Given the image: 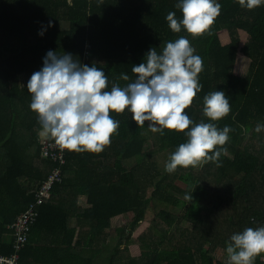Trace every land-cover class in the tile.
Wrapping results in <instances>:
<instances>
[{"label":"trees","instance_id":"16d2710c","mask_svg":"<svg viewBox=\"0 0 264 264\" xmlns=\"http://www.w3.org/2000/svg\"><path fill=\"white\" fill-rule=\"evenodd\" d=\"M217 2L221 14L210 34L194 38L168 26L169 12L182 19L179 0H0V254L13 253L11 227L35 202L55 165L42 156V128L27 90L46 54H71L82 65L95 64L108 77L110 91L113 83L123 87L136 79L131 68L145 62L151 48L159 54L181 36L203 60L202 89L185 114L194 124L232 129L220 166L209 162L168 173L152 158L161 152L170 157L187 142L186 133H153L148 122L139 128L130 111L111 113L120 127L103 152L66 151L62 181L40 207L20 264H96V259L97 264H227L214 255L226 252L231 236L264 227V130L255 131L264 125V4L249 11L238 0ZM225 33L231 38L226 44L220 40ZM241 33L247 37L243 45ZM239 53L250 59L246 76L237 74ZM213 91L225 92L230 101L231 111L220 121L203 114L204 96ZM77 187L86 189L91 208L73 222ZM182 191L192 196L184 217L173 206ZM154 200L171 208L159 211L140 237L142 254L133 257L128 247L133 233L125 227L115 240L112 221L134 214L127 222L136 227L146 221ZM184 221L191 226L183 228Z\"/></svg>","mask_w":264,"mask_h":264},{"label":"clouds","instance_id":"9594fccd","mask_svg":"<svg viewBox=\"0 0 264 264\" xmlns=\"http://www.w3.org/2000/svg\"><path fill=\"white\" fill-rule=\"evenodd\" d=\"M238 3L251 11L264 4V0H238ZM176 7L182 12V19L169 12L166 16L169 28L175 33L183 28L195 38L210 34L222 5L217 0H179ZM43 65L27 83L30 108L38 116L40 134L54 141L61 152H103L120 127L110 114L127 110L139 128L148 122L147 127L153 133L163 135L165 129L186 133L187 142L179 145L165 165L168 173L209 162L220 166L222 152L227 154L224 145L230 138V127L194 124L185 114L202 89L199 74L203 60L184 36L167 42L159 54L156 48H151L145 62L131 68L136 79L123 87L113 83L110 91L104 71L95 64L82 65L71 54L49 51ZM121 79L129 81V76L121 74ZM203 104V114L210 121H220L231 111L223 91L207 94ZM261 130L264 125L258 124L255 131ZM185 199L192 200L191 194ZM226 253L227 264H255L256 258L264 255V227H247L233 234Z\"/></svg>","mask_w":264,"mask_h":264},{"label":"rangeland","instance_id":"374dc122","mask_svg":"<svg viewBox=\"0 0 264 264\" xmlns=\"http://www.w3.org/2000/svg\"><path fill=\"white\" fill-rule=\"evenodd\" d=\"M240 38L242 41L243 45L246 41H247V37L245 36V34L241 33L240 34ZM220 40H222V42L224 44L229 43L231 41V38L229 36V34H223L222 36H220ZM250 66V59H248L247 57H245L242 53L238 54V58H237V74L239 75H243L246 76L248 69ZM46 140L47 137L46 136H42L41 135V140ZM152 146V142H150V145L148 144V147L151 148ZM149 149V148H148ZM168 155L167 152H161L159 154H156L155 156H153V161H156L159 164L160 168H164L166 163L168 162ZM163 189H165V187L167 186V183L164 182L162 183ZM180 189L182 190H186V188H184V186H179ZM79 191V190H78ZM182 197H180L175 203H174V207L179 211V213L184 217L185 214L187 213V211L189 210V207L191 205V201L192 200H186L185 199V195L186 192L182 191L181 192ZM154 205L151 207L148 217L146 219V221L144 223L139 224L138 226H134L133 224H128V220H134L135 215L131 214L130 216H128L127 218H121L118 217V219H114L112 221V226H113V233H115L114 238L116 240V238H120L123 235V230L124 228L127 229L128 233L132 232L133 233V237H132V243L130 244V252L131 254L134 256H140L142 254L141 251V242H140V237L141 235L147 231L151 225L153 224V221L158 217V213L159 211H161L162 209H169L171 207H169V203H164L161 202L159 200H154ZM72 205H75L76 207V216L73 219V222L76 219H83V215H84V210L82 208H78L77 207V202L76 203H72ZM79 206V205H78ZM169 207V208H168ZM195 214H197V211H195ZM81 216V217H80ZM123 224V225H120ZM183 228H188L191 226V224L189 222L184 221L182 223ZM116 227H121L119 228V230L115 231ZM128 233L126 234V236H130L128 235ZM119 235V236H118ZM113 237H108V243L109 241H112ZM125 246L122 247V249H124ZM112 248H109L108 251H110ZM104 257H106L105 255H108L107 253L103 254ZM215 259L217 261H223L224 263H227V253L223 250V249H219L218 252L214 255ZM123 260L128 261L126 258H124ZM96 264L100 263L101 260L100 259H96ZM109 263V261L107 260V264ZM261 263L264 264V257L261 259ZM119 264V263H117ZM123 264V263H122Z\"/></svg>","mask_w":264,"mask_h":264},{"label":"built area","instance_id":"2783aa9c","mask_svg":"<svg viewBox=\"0 0 264 264\" xmlns=\"http://www.w3.org/2000/svg\"><path fill=\"white\" fill-rule=\"evenodd\" d=\"M41 146L42 156L55 165L36 191L35 202L12 225L14 251L11 255L0 254V264H20V253L30 239L33 226L38 223L40 207L51 198L54 185L62 181L61 165L65 163L66 151L61 152L49 138L41 140Z\"/></svg>","mask_w":264,"mask_h":264},{"label":"crops","instance_id":"0c3cea01","mask_svg":"<svg viewBox=\"0 0 264 264\" xmlns=\"http://www.w3.org/2000/svg\"><path fill=\"white\" fill-rule=\"evenodd\" d=\"M75 194L77 195V200L76 201H77V204L79 205V206L77 205V207L79 209L82 208L84 211L90 210L91 207L88 204V196H87L86 189L77 187L76 190H75ZM83 217H84V215H83Z\"/></svg>","mask_w":264,"mask_h":264}]
</instances>
